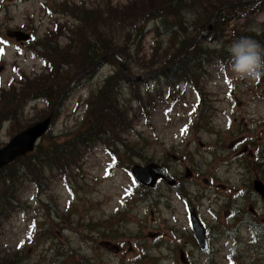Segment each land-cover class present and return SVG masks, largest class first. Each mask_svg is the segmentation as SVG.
<instances>
[{
  "label": "rangeland",
  "instance_id": "1",
  "mask_svg": "<svg viewBox=\"0 0 264 264\" xmlns=\"http://www.w3.org/2000/svg\"><path fill=\"white\" fill-rule=\"evenodd\" d=\"M134 1L0 0V36L4 39L0 41V149L53 111L56 116L49 140H41L37 147L44 149L50 139L67 140L95 121L91 112L94 97L107 85L117 88L116 93L119 90V102H127L131 110V129L120 136L126 145L118 143L116 148L118 165H113L108 145H99L86 155L84 174L77 183L47 179L40 188L36 174L24 182L19 193L22 209L9 220H0V254L18 252L16 264H232L229 259L234 264H264V201L253 190L254 180L264 182L262 82L237 80L228 68L211 63L199 82L201 94L181 85L179 102L173 104L164 96L147 122L146 115L141 117L135 110L137 102L130 92L137 95L139 90L129 82L139 83L145 93L157 85L152 80L155 75L141 82L129 81L122 78L121 70L124 73L126 67L128 77L152 71H141L120 55L118 61L103 60L89 52V59L98 60L97 64L86 75L80 74L79 57L86 45L126 46L135 58L148 60L156 43H166L170 32L179 29L182 41L185 28L187 34L199 28V10L194 9L195 13L183 6L177 17L167 12L171 17L167 22L143 14L135 21L137 25L120 30L121 25L111 26L108 19L91 28L90 20L80 21L71 10L98 9L107 16V7ZM212 25L211 34H196L200 35L196 45L217 48ZM263 25L264 11L252 28L261 31ZM82 30L83 38L78 33ZM14 31L28 33L31 39L18 42L8 36ZM203 35L208 36L204 39ZM44 59L54 63L58 75L70 73V85L64 92L61 75L47 85L46 95L54 104L40 97L43 91L28 89L31 85L24 83H36L47 74L51 65ZM174 154L180 158L174 160ZM147 163L167 167L177 187L160 183L144 195L127 170ZM186 200L208 229V253L200 250L193 236ZM230 230H236L238 240L229 235ZM183 252L187 262L182 260ZM4 259L14 256L1 257L0 263Z\"/></svg>",
  "mask_w": 264,
  "mask_h": 264
},
{
  "label": "trees",
  "instance_id": "2",
  "mask_svg": "<svg viewBox=\"0 0 264 264\" xmlns=\"http://www.w3.org/2000/svg\"><path fill=\"white\" fill-rule=\"evenodd\" d=\"M195 3L198 4L199 8H194L193 5H196ZM181 6L184 9H193L192 12H195L194 9L199 10L197 14L199 28L195 26L197 32L187 34V29L185 28L182 31V41L179 40V29L177 32H170L172 34L166 43H156V46L152 49V56L148 60L135 58L134 55L128 53L129 51L126 46L122 49H117L98 47L97 45L93 48V46L89 47V45H86L84 47L85 52L79 57L81 60L80 69L82 71L80 74L82 76L86 75V72L90 71L97 64L98 60L94 62V60L89 59V52H93L100 58L108 57L106 59L115 60H117V55H120L126 61L135 63L141 71L145 72L161 70L171 66L161 74L154 76L152 80L157 82V85L154 86L153 90L142 93L139 83L129 82L139 90L137 95L129 90L131 96L134 97V101L137 102L136 112L141 117L146 115L147 122H150L148 121L150 114L159 108L164 96L168 97L167 101H173V104L179 102L177 95L181 93V85L186 84V87H193L195 89L194 92L201 94V89L198 86L199 82L205 78V68L211 65V63H219L227 68L229 61L228 47L232 41L242 36H248L264 45V29L260 31L259 29L252 28L258 15L264 11V0H137L129 5H119L110 7L109 9L107 7V16H103V11L98 9L82 10V13L78 12L79 7H75V9L71 8V10L74 14L80 16L77 17L80 21H84V18L90 20V23H92L91 28L99 20L108 19L111 26L114 24L121 25L120 30L124 27L132 28L137 25L135 21L141 18L143 14H147L148 17L155 16L154 19L158 18L162 21L171 18L170 16H166L167 12H171L177 17ZM73 13L71 16H73ZM213 21L215 29L213 38L218 43L217 48L209 49L194 45L200 36H196V34L201 31H207L210 34L209 25ZM166 24L169 26L168 23ZM168 26L165 28L166 33L169 32ZM228 31H230V34L227 35ZM57 32L58 27L56 28V32L51 34L54 36ZM94 32L97 31L95 30ZM78 33L83 38L84 30ZM44 60L46 64L51 65V69L49 68L47 74L41 76L40 80L37 79L36 83L28 82V80L24 83H26V86L31 85L29 86L30 88L27 86L28 89L43 91V95L41 93L42 96L40 97L48 98L46 92H48L49 87L47 85L52 80L62 78L63 83L60 85V88L61 92L62 90L64 92L70 85L67 77L70 73L68 71L63 75L61 73L58 75V68L54 67V63L52 61L49 63L47 59ZM128 71L130 72L129 75H132L130 68H128ZM121 75H123V79H126L123 70H121ZM75 80L76 78H73L72 81L75 82ZM259 82H262L261 84L264 85V78ZM64 84H66L65 88L63 87ZM116 92L117 88L111 89L108 85L99 90L98 94L94 97L95 100L91 109L92 116L95 117V121L92 124L68 136L67 140L50 139L44 149L36 147L33 153L22 156L15 162L0 169V220H9L14 212L22 209L20 205L22 201L19 195L21 186L26 180L32 181L31 176L35 174L37 175L35 177L40 180L38 182L40 188L47 179H59L67 184L70 182L77 183L79 178L84 174L86 155L99 145H108V153L115 159V164H119L118 155L115 154L117 146H114V144L121 143L126 145L123 139H120V136H125L131 129V121L129 119L131 110L127 107V102H123L124 105H121V102H119V90L118 93ZM37 94L34 97H38ZM55 94H58L57 90ZM106 94H108V97H105ZM48 99L53 102L50 98ZM104 99H106L105 102L101 104ZM53 104L49 103L51 107L54 106ZM99 104L102 105L100 108ZM106 104H111L112 111L108 113L99 112L98 109H102ZM135 119L139 118L135 117ZM114 138H116V142L112 145L111 141ZM42 140H49L48 134ZM126 140L129 141V139ZM137 185L143 189L142 193L144 195L145 192H151V189L142 187L139 183ZM177 185L178 182L175 186L177 187ZM4 256H14V259H4L0 264H16L20 258L18 252L12 255L0 254V258Z\"/></svg>",
  "mask_w": 264,
  "mask_h": 264
},
{
  "label": "water",
  "instance_id": "3",
  "mask_svg": "<svg viewBox=\"0 0 264 264\" xmlns=\"http://www.w3.org/2000/svg\"><path fill=\"white\" fill-rule=\"evenodd\" d=\"M228 6V5H227ZM214 23V21H213ZM212 23V24H213ZM210 25V34L213 32V25ZM10 36L16 38L18 41H27L30 39V36L21 32L14 31L10 33ZM208 35L201 36L202 38H206ZM198 41L194 45L197 44ZM106 58H103L105 60ZM124 67V66H123ZM170 68V66L165 69L152 71L148 74H145L141 77H128L127 69L124 74L129 81H137L141 82L144 79H148L153 75H159L165 70ZM55 116V111L51 113L49 117L40 121L22 132L18 133L10 142L3 148L0 149V169L8 166L9 164L15 162L22 156L33 153L35 151L36 146L39 144L41 139L50 131L52 121ZM174 160H178V156L171 155ZM132 172L136 176V178L142 183V185L148 188H155L158 181L163 180L168 185L174 186L176 185V180L169 176L166 169L156 163H148L146 166L136 165L132 168ZM187 176H191V173H187ZM254 190L262 197L264 200V183L261 180L254 181ZM193 228H194V237L197 241L199 248L202 251H207L209 249L208 239L206 237V231L197 218L193 219ZM182 255L183 262H187L185 258V254Z\"/></svg>",
  "mask_w": 264,
  "mask_h": 264
},
{
  "label": "clouds",
  "instance_id": "4",
  "mask_svg": "<svg viewBox=\"0 0 264 264\" xmlns=\"http://www.w3.org/2000/svg\"><path fill=\"white\" fill-rule=\"evenodd\" d=\"M227 68L237 80L260 81L264 78V45L242 36L228 47Z\"/></svg>",
  "mask_w": 264,
  "mask_h": 264
},
{
  "label": "bare ground",
  "instance_id": "5",
  "mask_svg": "<svg viewBox=\"0 0 264 264\" xmlns=\"http://www.w3.org/2000/svg\"><path fill=\"white\" fill-rule=\"evenodd\" d=\"M105 101H103L101 104H103ZM101 104H99V108L102 106ZM99 110V112L100 111H103V113H108V112H111L112 111V106H111V104H106L105 106H103L102 107V109H98ZM115 139L116 138H114V139H112V145L116 142L115 141ZM114 146H117V144H114ZM236 231V230H235ZM235 231H233V230H230L228 233H229V235L232 237V238H234V239H236V240H238V237L236 236V233H235Z\"/></svg>",
  "mask_w": 264,
  "mask_h": 264
},
{
  "label": "snow or ice",
  "instance_id": "6",
  "mask_svg": "<svg viewBox=\"0 0 264 264\" xmlns=\"http://www.w3.org/2000/svg\"><path fill=\"white\" fill-rule=\"evenodd\" d=\"M186 131V130H185Z\"/></svg>",
  "mask_w": 264,
  "mask_h": 264
}]
</instances>
